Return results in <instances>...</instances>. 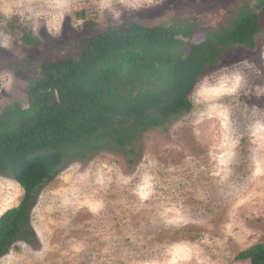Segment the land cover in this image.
<instances>
[{
  "label": "rangeland",
  "instance_id": "374dc122",
  "mask_svg": "<svg viewBox=\"0 0 264 264\" xmlns=\"http://www.w3.org/2000/svg\"><path fill=\"white\" fill-rule=\"evenodd\" d=\"M253 1L0 0V64L37 65L53 47L174 19L193 23L191 42L199 43ZM261 29L253 50L235 47L204 73L192 109L167 129L68 163L39 194L31 238L15 242L0 264H242L240 252L264 244ZM23 30L42 46H23ZM33 75L0 68V112L25 105ZM21 197L0 176V216Z\"/></svg>",
  "mask_w": 264,
  "mask_h": 264
},
{
  "label": "trees",
  "instance_id": "16d2710c",
  "mask_svg": "<svg viewBox=\"0 0 264 264\" xmlns=\"http://www.w3.org/2000/svg\"><path fill=\"white\" fill-rule=\"evenodd\" d=\"M263 25L264 0H254L207 29L199 43L191 42L193 23L174 19L117 29L98 42L53 47L37 65L0 64L34 73L25 105L12 103L0 112V176L22 190L18 205L0 216V259L25 235L31 238L30 214L39 194L68 163L167 129L192 109L190 96L204 73L235 47L253 50ZM20 41L42 46L26 30ZM54 50L63 55L53 58ZM235 261L264 264V244L240 252Z\"/></svg>",
  "mask_w": 264,
  "mask_h": 264
}]
</instances>
